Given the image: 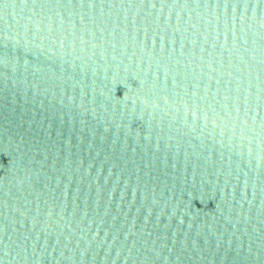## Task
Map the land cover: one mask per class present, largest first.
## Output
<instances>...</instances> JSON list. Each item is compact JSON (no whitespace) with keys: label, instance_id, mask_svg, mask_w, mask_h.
<instances>
[{"label":"water","instance_id":"water-1","mask_svg":"<svg viewBox=\"0 0 264 264\" xmlns=\"http://www.w3.org/2000/svg\"><path fill=\"white\" fill-rule=\"evenodd\" d=\"M0 264H264V0H0Z\"/></svg>","mask_w":264,"mask_h":264}]
</instances>
